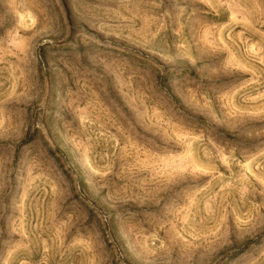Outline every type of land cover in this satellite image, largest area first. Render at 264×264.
<instances>
[{
  "label": "rangeland",
  "instance_id": "1",
  "mask_svg": "<svg viewBox=\"0 0 264 264\" xmlns=\"http://www.w3.org/2000/svg\"><path fill=\"white\" fill-rule=\"evenodd\" d=\"M0 264H264V0H0Z\"/></svg>",
  "mask_w": 264,
  "mask_h": 264
}]
</instances>
